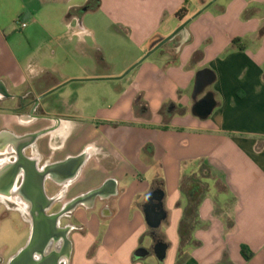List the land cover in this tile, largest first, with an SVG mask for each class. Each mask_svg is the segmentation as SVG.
Segmentation results:
<instances>
[{
    "label": "crops",
    "instance_id": "1",
    "mask_svg": "<svg viewBox=\"0 0 264 264\" xmlns=\"http://www.w3.org/2000/svg\"><path fill=\"white\" fill-rule=\"evenodd\" d=\"M41 1L48 11L49 0ZM90 1L96 0L63 3L66 20L59 16L58 27L54 8L44 25L32 10L23 11L25 38L35 44L22 55L8 40L7 0H0V82L10 92L34 82L50 88L74 79L103 80L94 78L107 75L106 46L128 41L132 65L194 14L191 7L197 11L210 0H188L183 20L176 12L185 0H99L87 11L102 12L100 25L108 37H97L98 29L80 22ZM74 17L78 25L71 22ZM186 29L133 68L130 84L97 110L99 126L122 128L114 136L107 131L105 141L98 140L105 132L99 126L87 130L91 135L83 141L81 132L75 135L80 126L64 105L69 99L57 96L53 108L44 106L61 119L54 130V164L86 155L72 179L54 182V195L64 186L66 199L83 200L67 221L66 264H146L135 252L150 228L144 209L156 190L166 214L157 231L168 250L155 264H264V0H216ZM64 42L67 66L58 62ZM203 68L215 79L195 97L196 74ZM206 92L216 106L203 119L192 109ZM5 116L10 128L22 123L15 114Z\"/></svg>",
    "mask_w": 264,
    "mask_h": 264
},
{
    "label": "flooded vegetation",
    "instance_id": "2",
    "mask_svg": "<svg viewBox=\"0 0 264 264\" xmlns=\"http://www.w3.org/2000/svg\"><path fill=\"white\" fill-rule=\"evenodd\" d=\"M52 88L54 85L46 88L34 82L12 93L0 82V264H11L33 239L37 242L32 257L41 264H56L58 260L66 264L70 256V245L65 239L70 228L67 221L74 219L73 213L83 200L74 205V199H66L64 186L54 195V182L66 181L74 164L54 167V130L61 119L44 110L46 105L54 107L53 100L46 98L48 94L41 97ZM26 113L29 116L25 117ZM8 114H15L22 123L10 128L6 124ZM43 118L48 120L42 121ZM154 204L160 203L151 195L146 206ZM59 213L62 214L55 224L54 215ZM9 227H13L18 240H25L6 256L10 241L5 229ZM60 240L63 243L58 247ZM158 241H164L160 232L154 244ZM154 244L139 248H145L147 254L154 253Z\"/></svg>",
    "mask_w": 264,
    "mask_h": 264
},
{
    "label": "rangeland",
    "instance_id": "3",
    "mask_svg": "<svg viewBox=\"0 0 264 264\" xmlns=\"http://www.w3.org/2000/svg\"><path fill=\"white\" fill-rule=\"evenodd\" d=\"M70 0H49V6L50 9L54 8V26L58 27L59 23V16L62 15V21H65V14L63 11L61 12V6L63 3H67ZM212 1V0H210ZM209 1V2H210ZM205 6V5H204ZM203 6V7H204ZM213 6V4H212ZM203 7L198 9L197 11L194 7H191L189 10L196 14L198 13ZM47 11V7L44 6L43 2L41 0H7V3L5 5L4 11H5V17L7 18V21H9V30L11 33L8 36V40L10 41L11 45L16 48V50L19 52L21 51L22 55H27L28 52L31 51L30 47L32 43L35 44V40L32 39L31 42L25 38V28H22L20 26V21L24 19L23 11L27 12L28 10H32L35 13V17L38 20L37 24L44 25V16L47 15L49 10ZM213 9V8H212ZM82 12H85L82 19H80V22L82 24H90L98 29L97 37L100 35L107 34L106 37L110 36L108 35L109 31L107 28L103 30L102 25V12L100 11H87L82 10ZM25 14V13H24ZM49 14V13H48ZM192 14L191 16H193ZM190 16V17H191ZM190 17L186 18L184 21L189 19ZM183 21V22H184ZM71 22H73L74 25H78L79 19L74 17ZM101 22V25H100ZM182 22V23H183ZM181 23V24H182ZM42 31V30H40ZM105 37V38H106ZM89 40L93 41V35H89ZM38 40V39H37ZM68 47L65 42L62 46L59 47V54L60 58L58 62H62L64 66H67V57L68 55ZM105 60L107 62V75L106 79L103 80H96L91 82H78V81H70L64 86L58 88L55 91L50 92L47 95V100H54V97H62L63 99H69L67 104H64L65 107L68 109L72 116H75L74 121L79 124L80 131H76L75 135L78 134V132H81L80 140H84V135L88 137V135L91 133H86L87 130H90L91 132L94 130L95 127L99 126L100 124H97L98 121L96 117H93L96 115L97 110L101 107H107L111 105L119 96V94L122 92L126 86H128L131 82L133 71H130L128 74H126L124 77L120 79H113L115 77L122 76L132 65H134L136 62H138L140 59L144 57V55L148 52H146L142 57H140L135 63L132 65H128L129 58H131L134 54L133 46L126 40H123L119 43L118 46H113L112 49L106 46L105 51ZM37 55V54H35ZM53 89V88H52ZM51 90V89H50ZM75 103V104H74ZM49 114V113H48ZM1 124V121H0ZM108 126L102 127L99 126L102 130L105 132L101 133L99 136V141L103 142L107 139V135L105 133L108 131L109 133L113 134L118 129H120L119 125L116 123H109ZM76 130V129H75ZM117 130V131H118ZM89 131V132H90ZM118 131V132H119ZM117 132V134H118ZM137 130L135 129L134 135H137ZM124 137L127 139L131 138L129 127H124ZM106 137V139H105ZM123 137V138H124ZM86 138V137H85ZM133 141L135 140V137L133 138ZM13 227H9L5 229V235L7 238H9L10 241V248L6 251V256L10 253L17 250V247L22 244L25 240V237L22 238V240H18L15 236V231L11 229ZM157 230L149 228L144 233V242L142 243V246H145L147 248L151 247L155 242V237L157 235ZM189 247V244H188ZM185 248V250H189L190 248ZM179 255V251L177 252ZM178 261L180 258H177ZM143 263L146 264H155L158 263V259L155 255V253H149L144 256V258L141 259Z\"/></svg>",
    "mask_w": 264,
    "mask_h": 264
},
{
    "label": "water",
    "instance_id": "4",
    "mask_svg": "<svg viewBox=\"0 0 264 264\" xmlns=\"http://www.w3.org/2000/svg\"><path fill=\"white\" fill-rule=\"evenodd\" d=\"M216 0H212L208 2L198 13L194 14L192 17L184 21L179 27L171 33L169 36L160 39L158 41H155V43L152 45L150 50L144 55L142 59H140L138 62H136L132 67L128 69L122 76L115 77L113 79H120L124 77L126 74H128L133 68H135L138 64H140L142 61H144L147 57H149L155 50L163 46L168 41L172 40L174 36H176L179 33H182L186 35L187 24L192 20V18L196 17L200 13H202L205 9H207L211 4H213ZM94 79H106V77L101 78H94ZM215 79V74L213 71L209 68H203L200 69L196 74L195 79V86H194V96L196 97L199 94L204 93L206 87L210 85ZM76 80V79H74ZM70 80V81H74ZM81 80H90V79H81ZM70 81H66L64 83H61L57 86H55L53 89L49 90L45 94L41 95V97L45 96L46 94H49L52 91L57 90L61 86L67 84ZM216 106V101L214 99V96L211 92H206L204 96L195 103L193 106L192 112L199 116L200 118H207L213 111L214 107ZM42 121L48 120V118L41 119ZM85 153H82L76 157L69 158L61 163L54 164V167L69 165L70 163L75 165V168L73 169L72 173H70L69 177H67L65 180L72 179L76 173L78 172L79 168L81 167L84 159H85ZM154 198L161 200L162 193L159 190H156L153 192ZM82 199L81 197H77L73 200V204L76 205L78 202ZM160 204H154L146 206L144 209L145 219L148 224V226L152 229H158L163 221V219L166 217L165 212L160 208ZM62 213L55 214L54 215V223L58 224V219L61 216ZM37 240L33 239L31 240L25 247H23L12 259L11 264H41V262L36 261L32 257V252L34 250V247L36 245ZM168 250V244L165 241H158L154 244V253L159 261H162L165 259L166 254ZM147 254V250L145 248H138L135 252V256L137 258H141ZM28 258V259H27ZM27 259V260H26Z\"/></svg>",
    "mask_w": 264,
    "mask_h": 264
},
{
    "label": "trees",
    "instance_id": "5",
    "mask_svg": "<svg viewBox=\"0 0 264 264\" xmlns=\"http://www.w3.org/2000/svg\"><path fill=\"white\" fill-rule=\"evenodd\" d=\"M187 1L188 0H185V3L183 4V6L176 12V16L181 20H183L188 15V12H189ZM98 4H99V0H96L95 2L90 1L89 3L83 6L82 10H91V9L93 10L94 8L97 7ZM182 236H183V232H182ZM241 251L246 259L251 258L252 253L250 252L249 248L246 245H242ZM179 256L181 258L182 253H179Z\"/></svg>",
    "mask_w": 264,
    "mask_h": 264
},
{
    "label": "built area",
    "instance_id": "6",
    "mask_svg": "<svg viewBox=\"0 0 264 264\" xmlns=\"http://www.w3.org/2000/svg\"><path fill=\"white\" fill-rule=\"evenodd\" d=\"M21 27H25L27 25L26 21H20Z\"/></svg>",
    "mask_w": 264,
    "mask_h": 264
}]
</instances>
